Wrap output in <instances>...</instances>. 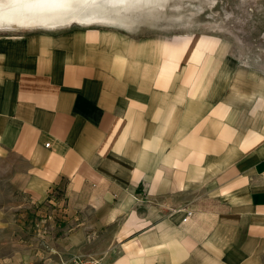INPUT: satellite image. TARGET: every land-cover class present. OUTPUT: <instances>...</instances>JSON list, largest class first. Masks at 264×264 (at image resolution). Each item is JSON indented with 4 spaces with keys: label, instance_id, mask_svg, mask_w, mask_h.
Wrapping results in <instances>:
<instances>
[{
    "label": "crops",
    "instance_id": "obj_1",
    "mask_svg": "<svg viewBox=\"0 0 264 264\" xmlns=\"http://www.w3.org/2000/svg\"><path fill=\"white\" fill-rule=\"evenodd\" d=\"M64 182L69 254L264 264V68L211 32L0 30V188Z\"/></svg>",
    "mask_w": 264,
    "mask_h": 264
},
{
    "label": "rangeland",
    "instance_id": "obj_2",
    "mask_svg": "<svg viewBox=\"0 0 264 264\" xmlns=\"http://www.w3.org/2000/svg\"><path fill=\"white\" fill-rule=\"evenodd\" d=\"M113 9L94 24L139 33H215L238 56L264 68V0H124ZM64 187L65 182L43 201L0 188V264H60L73 254L64 247L67 236L79 228V215Z\"/></svg>",
    "mask_w": 264,
    "mask_h": 264
},
{
    "label": "bare ground",
    "instance_id": "obj_3",
    "mask_svg": "<svg viewBox=\"0 0 264 264\" xmlns=\"http://www.w3.org/2000/svg\"><path fill=\"white\" fill-rule=\"evenodd\" d=\"M120 2L124 0H0V30L94 24L120 8Z\"/></svg>",
    "mask_w": 264,
    "mask_h": 264
},
{
    "label": "built area",
    "instance_id": "obj_4",
    "mask_svg": "<svg viewBox=\"0 0 264 264\" xmlns=\"http://www.w3.org/2000/svg\"><path fill=\"white\" fill-rule=\"evenodd\" d=\"M50 145L49 143L47 144ZM191 212H188L184 221L188 220ZM60 264H106L105 256L94 255V254H71L66 258H62Z\"/></svg>",
    "mask_w": 264,
    "mask_h": 264
}]
</instances>
